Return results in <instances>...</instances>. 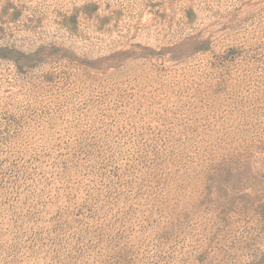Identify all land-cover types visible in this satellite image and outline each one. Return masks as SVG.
Listing matches in <instances>:
<instances>
[{
  "label": "rangeland",
  "instance_id": "374dc122",
  "mask_svg": "<svg viewBox=\"0 0 264 264\" xmlns=\"http://www.w3.org/2000/svg\"><path fill=\"white\" fill-rule=\"evenodd\" d=\"M0 264H264V0H0Z\"/></svg>",
  "mask_w": 264,
  "mask_h": 264
}]
</instances>
